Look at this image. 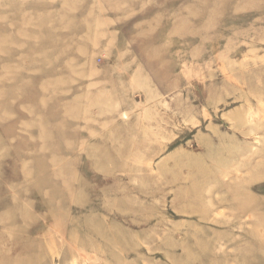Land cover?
Here are the masks:
<instances>
[{"label": "rangeland", "instance_id": "374dc122", "mask_svg": "<svg viewBox=\"0 0 264 264\" xmlns=\"http://www.w3.org/2000/svg\"><path fill=\"white\" fill-rule=\"evenodd\" d=\"M0 264H264V0H0Z\"/></svg>", "mask_w": 264, "mask_h": 264}]
</instances>
